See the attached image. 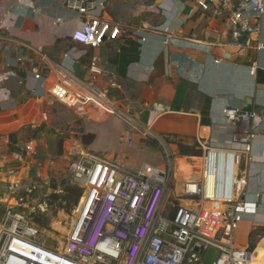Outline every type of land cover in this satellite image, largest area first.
<instances>
[{
	"label": "crops",
	"instance_id": "1",
	"mask_svg": "<svg viewBox=\"0 0 264 264\" xmlns=\"http://www.w3.org/2000/svg\"><path fill=\"white\" fill-rule=\"evenodd\" d=\"M102 18L118 26L120 36L92 48L71 40L80 20L64 0H0V207L17 212L21 197L35 189L37 168L50 163L47 156L63 153L62 143L49 136L31 141L36 154L33 148L22 155L20 129L28 122L41 125L47 90L62 75L87 81L97 58L106 72L97 84L113 111L75 114L79 139L71 150L92 152L133 171L143 165L165 168L169 162L176 195L180 179L199 167L202 146H225L234 133L222 109H262L250 157L239 168L246 182L243 200L254 204L255 212L244 215L234 241L254 250V264H264V49H257L264 44V15L252 19L260 34L238 40L227 13L204 11L196 0H106ZM162 25L172 31L168 45L162 36L147 33ZM70 50L76 58L72 69L63 58Z\"/></svg>",
	"mask_w": 264,
	"mask_h": 264
},
{
	"label": "built area",
	"instance_id": "2",
	"mask_svg": "<svg viewBox=\"0 0 264 264\" xmlns=\"http://www.w3.org/2000/svg\"><path fill=\"white\" fill-rule=\"evenodd\" d=\"M105 1L64 0V7L80 20L71 34L73 42L98 48L120 36L119 27L102 18ZM196 4L204 11L215 8L227 13L234 40L261 32L252 19L264 15V0H196ZM147 33L162 36L165 45L172 37L166 25L151 27ZM257 49H264V44ZM72 51L63 55L71 62L66 65L70 69L76 59ZM40 60L45 62L46 54L41 53ZM89 72L87 81L62 75L47 94L76 114L112 112L113 105L97 84L106 73L97 58ZM33 74L41 78L38 70ZM222 116L235 127L234 133L225 146H202L199 167L180 179L177 195L169 162L165 168L143 165L133 171L94 153L74 154L66 171L81 188L82 197L62 250L45 246L38 227L8 208L3 219L6 228L0 230V264H205L203 256L209 248L218 252L212 264H253L254 250L236 246L234 236L244 215L255 212V205L243 200L246 182L239 168L241 160L250 157L258 115L252 109L226 107ZM129 129L134 130L131 125ZM209 177L210 198L205 195ZM165 207L171 214L163 211ZM200 247L201 255L195 252Z\"/></svg>",
	"mask_w": 264,
	"mask_h": 264
},
{
	"label": "rangeland",
	"instance_id": "3",
	"mask_svg": "<svg viewBox=\"0 0 264 264\" xmlns=\"http://www.w3.org/2000/svg\"><path fill=\"white\" fill-rule=\"evenodd\" d=\"M75 114L73 110L57 102H53L51 98H47L39 115L42 124L33 128L32 126L36 123L28 122L20 129L22 135L19 137V141L21 142V148H23L22 155L28 156L30 151H33V148V154H36V146L31 141L41 137V139L45 138L48 140L49 136H52L53 140L62 143L63 153L57 155L56 152V157L47 156L49 158L48 162L50 163H46L41 165L40 168H37L39 177L36 180L37 182L34 183L35 191L32 190L30 194L21 197L22 201H18L21 195L20 190H16L14 195H16L15 197L19 205H21L20 209L14 207V202L9 203L11 207L13 206L17 209V212L25 215L38 227L41 232V242L45 246L57 251L62 250L70 224L76 216L82 197L81 188L73 182L66 171L67 163L74 154L86 152H75L71 150L72 148H77L74 141L79 139L75 133L79 131L77 125L78 116ZM40 120H37V122ZM83 140L86 144L89 138L86 137ZM11 149L14 152L16 147L12 146ZM33 196H38L36 202H31L33 200L30 199ZM174 203L185 205V202L181 200H174ZM6 210L4 206L0 207V228H2L0 230L6 228L3 224ZM163 211L166 214H171L170 208L165 207Z\"/></svg>",
	"mask_w": 264,
	"mask_h": 264
},
{
	"label": "water",
	"instance_id": "4",
	"mask_svg": "<svg viewBox=\"0 0 264 264\" xmlns=\"http://www.w3.org/2000/svg\"><path fill=\"white\" fill-rule=\"evenodd\" d=\"M256 114H258V115H262V109H260V110H257L256 111ZM195 252L197 253V254H202L203 253V248L202 247H200V248H196L195 249ZM217 256H218V252H217V250L216 249H214V248H209L206 252H205V254H204V256H203V261L206 263V264H212L214 261H215V259L217 258Z\"/></svg>",
	"mask_w": 264,
	"mask_h": 264
},
{
	"label": "bare ground",
	"instance_id": "5",
	"mask_svg": "<svg viewBox=\"0 0 264 264\" xmlns=\"http://www.w3.org/2000/svg\"><path fill=\"white\" fill-rule=\"evenodd\" d=\"M211 190H212V178L209 177V178H207V181H206V189H205L206 197H208V198L211 197ZM253 264H254V262H253Z\"/></svg>",
	"mask_w": 264,
	"mask_h": 264
}]
</instances>
